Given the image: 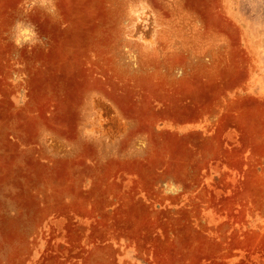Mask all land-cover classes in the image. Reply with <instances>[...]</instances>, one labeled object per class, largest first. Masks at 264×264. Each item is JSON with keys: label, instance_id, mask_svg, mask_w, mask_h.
Segmentation results:
<instances>
[{"label": "rangeland", "instance_id": "rangeland-1", "mask_svg": "<svg viewBox=\"0 0 264 264\" xmlns=\"http://www.w3.org/2000/svg\"><path fill=\"white\" fill-rule=\"evenodd\" d=\"M0 264H264V0H0Z\"/></svg>", "mask_w": 264, "mask_h": 264}]
</instances>
